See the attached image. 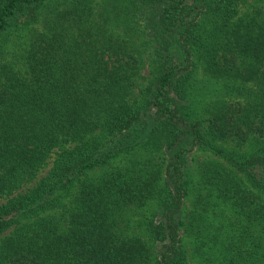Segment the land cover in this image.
<instances>
[{
	"label": "trees",
	"instance_id": "1",
	"mask_svg": "<svg viewBox=\"0 0 264 264\" xmlns=\"http://www.w3.org/2000/svg\"><path fill=\"white\" fill-rule=\"evenodd\" d=\"M258 1L0 0V264H264Z\"/></svg>",
	"mask_w": 264,
	"mask_h": 264
},
{
	"label": "rangeland",
	"instance_id": "2",
	"mask_svg": "<svg viewBox=\"0 0 264 264\" xmlns=\"http://www.w3.org/2000/svg\"><path fill=\"white\" fill-rule=\"evenodd\" d=\"M255 5H259V1L257 2V0H245V4L242 6V11L244 13L249 12ZM149 71L150 68L148 66L145 67V69L143 70V75L145 77L149 76ZM200 158L204 157L202 153H200V155L198 156ZM203 159V158H202ZM52 167V160H49L47 165L45 166L44 169L41 170L40 174L38 177H42L44 176L47 171H49V169ZM4 203L3 200H0V205ZM193 264H209L208 261H206V259H202L200 261H198L197 259L193 262Z\"/></svg>",
	"mask_w": 264,
	"mask_h": 264
}]
</instances>
